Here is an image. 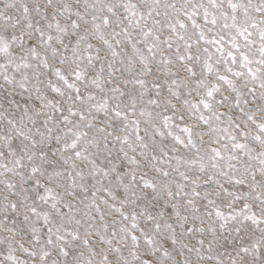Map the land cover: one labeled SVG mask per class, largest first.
<instances>
[{"label": "snow or ice", "instance_id": "1", "mask_svg": "<svg viewBox=\"0 0 264 264\" xmlns=\"http://www.w3.org/2000/svg\"><path fill=\"white\" fill-rule=\"evenodd\" d=\"M0 264H264V0H0Z\"/></svg>", "mask_w": 264, "mask_h": 264}]
</instances>
